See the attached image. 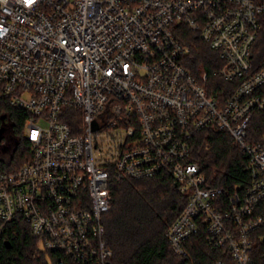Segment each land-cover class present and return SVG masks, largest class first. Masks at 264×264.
<instances>
[{"label": "built area", "instance_id": "1", "mask_svg": "<svg viewBox=\"0 0 264 264\" xmlns=\"http://www.w3.org/2000/svg\"><path fill=\"white\" fill-rule=\"evenodd\" d=\"M180 23L217 51L225 98L183 65ZM263 30L264 0H0V93L27 113L30 151L0 170V235L19 215L58 264H110L111 181L168 171L186 196L166 231L174 252L202 232L212 264H251L264 238V137L249 131L264 110ZM207 129L246 158V183L225 196L190 157Z\"/></svg>", "mask_w": 264, "mask_h": 264}, {"label": "trees", "instance_id": "2", "mask_svg": "<svg viewBox=\"0 0 264 264\" xmlns=\"http://www.w3.org/2000/svg\"><path fill=\"white\" fill-rule=\"evenodd\" d=\"M175 33L188 46L181 57L183 65L196 77L205 71L208 90L225 98L229 92L222 91L227 82L217 73L221 66L217 51L183 23L175 25ZM256 54L263 57L264 30L256 42ZM26 115L0 93V130L5 140L4 150L0 151V170L16 168L30 156L29 143L21 135ZM67 121L74 125L73 113ZM249 131L253 138L264 137V110L254 112ZM190 157L200 165L210 185L223 187L224 196L247 181L245 155L225 130L196 133ZM111 192V209L103 216L105 239L112 248L110 264H212L216 254L207 247L202 232L187 240V253L183 256L174 252L167 239V229L186 203V196L177 189L170 172L163 171L152 178L114 179ZM60 258L39 247L19 215L6 223L0 235V264H58ZM62 261L78 264L68 258ZM251 264H264V238L255 242Z\"/></svg>", "mask_w": 264, "mask_h": 264}, {"label": "rangeland", "instance_id": "3", "mask_svg": "<svg viewBox=\"0 0 264 264\" xmlns=\"http://www.w3.org/2000/svg\"><path fill=\"white\" fill-rule=\"evenodd\" d=\"M4 141H5L4 138L0 139V151L4 150V147H3L4 146Z\"/></svg>", "mask_w": 264, "mask_h": 264}, {"label": "clouds", "instance_id": "4", "mask_svg": "<svg viewBox=\"0 0 264 264\" xmlns=\"http://www.w3.org/2000/svg\"><path fill=\"white\" fill-rule=\"evenodd\" d=\"M27 3H29V4L32 3V0H27Z\"/></svg>", "mask_w": 264, "mask_h": 264}, {"label": "water", "instance_id": "5", "mask_svg": "<svg viewBox=\"0 0 264 264\" xmlns=\"http://www.w3.org/2000/svg\"><path fill=\"white\" fill-rule=\"evenodd\" d=\"M2 130H0V139H1Z\"/></svg>", "mask_w": 264, "mask_h": 264}]
</instances>
